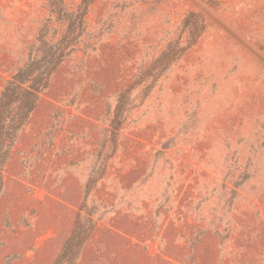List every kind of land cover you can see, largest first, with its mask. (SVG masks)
<instances>
[{"label":"rangeland","instance_id":"374dc122","mask_svg":"<svg viewBox=\"0 0 264 264\" xmlns=\"http://www.w3.org/2000/svg\"><path fill=\"white\" fill-rule=\"evenodd\" d=\"M58 1L0 0V96ZM87 23L4 171L0 264H53L77 223V264H264V0H94Z\"/></svg>","mask_w":264,"mask_h":264},{"label":"trees","instance_id":"16d2710c","mask_svg":"<svg viewBox=\"0 0 264 264\" xmlns=\"http://www.w3.org/2000/svg\"><path fill=\"white\" fill-rule=\"evenodd\" d=\"M93 3L94 0H82L75 10L67 7L62 0L51 4V16L41 27L28 60L14 72L1 93L0 195L4 189V171L14 156L22 131L58 70L81 50L88 29L87 17ZM193 15L187 18V23ZM57 24L63 27L60 36ZM89 235L77 223L53 264H77Z\"/></svg>","mask_w":264,"mask_h":264}]
</instances>
